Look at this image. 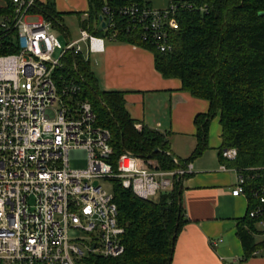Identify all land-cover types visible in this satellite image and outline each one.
<instances>
[{"label": "built area", "instance_id": "1", "mask_svg": "<svg viewBox=\"0 0 264 264\" xmlns=\"http://www.w3.org/2000/svg\"><path fill=\"white\" fill-rule=\"evenodd\" d=\"M12 3V12L0 14V264H76L84 252L77 245L81 240L70 242V229L91 236L84 244L88 254L119 257L124 229L113 196L99 180H119L147 201L169 192L191 165L164 171L153 160L124 152L114 171L109 131L97 124L88 101L69 107L80 91L74 82L59 91L53 79L66 51L80 53L78 44L86 41L90 51L100 52L103 39L82 31L63 49L49 22L30 19L35 0ZM190 9L179 1L164 10L132 3L120 14L141 30L142 41L164 53L172 50L169 31L177 29L176 13ZM106 24L114 27L112 16ZM56 51L59 58H53ZM220 156L232 161L237 151L224 149ZM71 159H85L86 167L70 168ZM220 169L236 172L231 196L247 197L250 190L248 216L264 235V164L248 169V176L225 165Z\"/></svg>", "mask_w": 264, "mask_h": 264}, {"label": "trees", "instance_id": "2", "mask_svg": "<svg viewBox=\"0 0 264 264\" xmlns=\"http://www.w3.org/2000/svg\"><path fill=\"white\" fill-rule=\"evenodd\" d=\"M3 1L6 6L0 8V14L12 12V0ZM179 2L191 4L192 9L176 13L177 29L169 31L172 45L169 52H159L142 41L141 30L130 26L120 14V9L129 4L144 5L141 0H87L88 17L79 18L78 26L94 37H113L117 42L150 51L154 67L163 78L180 80L181 91L208 102L207 112L194 118L196 147L189 159L180 160L170 152L167 135L144 125L135 128L125 108L124 92L102 90L81 52L66 51L53 79L59 91L74 82L80 91L68 101L69 107L72 109L76 103L88 101L97 124L109 131L113 150L109 162L114 171L124 152L156 161L158 168L164 171L183 168L207 149L209 124L218 117L221 163L242 170L248 176L251 174L248 169L264 164V0ZM31 11L40 14L52 28L66 33L53 0H47L46 4L35 1ZM100 16L105 23L103 28ZM111 16L114 27L108 29L106 21ZM230 148L237 151L236 158L222 159L221 151ZM186 177L179 176L169 192L147 201L138 199L119 180H112L117 221L124 229L123 254L103 258L89 253L77 259L76 264H170L176 237L187 222L181 203L182 181ZM247 198L246 215L236 224L243 249L240 261L264 251V235L256 221L248 216L253 207L250 190H247ZM258 236L263 238L256 240Z\"/></svg>", "mask_w": 264, "mask_h": 264}, {"label": "crops", "instance_id": "3", "mask_svg": "<svg viewBox=\"0 0 264 264\" xmlns=\"http://www.w3.org/2000/svg\"><path fill=\"white\" fill-rule=\"evenodd\" d=\"M35 1L46 4L47 0ZM53 1L63 26L65 15H77V24L79 18L85 20L88 17L87 0ZM141 1L152 9L164 10L171 2L186 0ZM5 6L0 0V8ZM30 19L45 20L33 12ZM65 32L69 37L67 29ZM102 39V51H90L88 47L87 55L81 53L88 59L98 86L106 91H123L125 108L135 122V128L144 125L167 135L170 152L180 160L189 159L196 147L194 118L207 112L208 102L181 91L180 80L163 78L154 67L150 51ZM220 134L218 117H215L209 124L207 149L189 162L191 172L182 181L181 193L187 222L176 237L170 264H264V251L240 261L243 249L236 224L246 215L248 198L231 196L237 176L233 170L220 169L225 165L219 159ZM262 238L258 236L256 240Z\"/></svg>", "mask_w": 264, "mask_h": 264}, {"label": "rangeland", "instance_id": "4", "mask_svg": "<svg viewBox=\"0 0 264 264\" xmlns=\"http://www.w3.org/2000/svg\"><path fill=\"white\" fill-rule=\"evenodd\" d=\"M63 23H64V26L67 29L69 37L67 35H65V33H62L59 30L54 29L52 27L51 28H52V31L57 36L58 41L61 44L62 48L65 49L66 45L69 43L70 40L72 42H75V41L80 39L81 31H80L79 26L77 24V15H74V14L65 15L64 18H63ZM78 46L80 48L81 53L83 55H87V53H88V44H87V42H83L82 41V42H80L78 44ZM59 54H60V51H56L53 54V58H59ZM154 162L156 163V161H154ZM69 166L72 169H83V168L86 167V160L85 159H71L70 162H69ZM99 184L101 185V187H103V189L109 195H113L114 187H113V181L112 180H99ZM68 238H69L70 242H73L76 239L81 240L82 243L78 242L77 245L84 252L83 253L84 254L83 257L88 256V253H87V250H86V247L84 246V244L85 243H89L91 241V236L90 235H88V234H86L84 232H81L79 230L70 229L68 231Z\"/></svg>", "mask_w": 264, "mask_h": 264}, {"label": "water", "instance_id": "5", "mask_svg": "<svg viewBox=\"0 0 264 264\" xmlns=\"http://www.w3.org/2000/svg\"><path fill=\"white\" fill-rule=\"evenodd\" d=\"M99 20L102 21V16L99 17ZM104 22L101 23V28L104 27ZM156 151V150H155ZM94 185H97V182H94Z\"/></svg>", "mask_w": 264, "mask_h": 264}]
</instances>
